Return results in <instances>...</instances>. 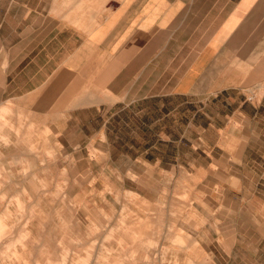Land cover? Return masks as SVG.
<instances>
[{"label": "crops", "instance_id": "0c3cea01", "mask_svg": "<svg viewBox=\"0 0 264 264\" xmlns=\"http://www.w3.org/2000/svg\"><path fill=\"white\" fill-rule=\"evenodd\" d=\"M3 109L12 128L0 118L1 175L39 155L34 133L19 126L48 129L36 139L44 151L50 141L76 150L87 133L127 143L121 155L159 176L164 158L172 173L225 175L202 182L222 196L213 211L219 231L207 230L213 248L202 246L216 264H253L243 249L264 253V231L237 225L264 222L255 210L264 199L242 192L264 186V0H0ZM7 190L0 220L12 227L16 216H1L14 182H0Z\"/></svg>", "mask_w": 264, "mask_h": 264}, {"label": "rangeland", "instance_id": "374dc122", "mask_svg": "<svg viewBox=\"0 0 264 264\" xmlns=\"http://www.w3.org/2000/svg\"><path fill=\"white\" fill-rule=\"evenodd\" d=\"M9 113L5 109L0 113L2 128H12L4 120ZM18 128L19 134L25 130L34 133L33 150L39 155L28 168L25 161L19 163L21 170L16 175L0 174L5 179L0 182L12 181L16 187L10 196L15 201L10 204L8 200L5 217L1 216L16 215V222L12 227L0 223V264H216L202 248H213L214 239L207 230L219 231L216 217L220 215L213 211L222 196L217 186L209 192L202 182L207 178L218 183L225 175L172 173L173 161L164 158L159 176L142 159L121 155L127 143L89 141V133L76 150L72 141L63 146L50 141L44 151L36 139L49 137L48 129L42 131L36 125ZM134 149H138L136 143ZM170 149L162 143V150ZM178 149L184 152L183 146ZM194 157L195 165L203 162ZM257 175L264 182V176ZM249 176L245 175V181ZM0 192L3 200L9 196V190ZM242 192L264 199L260 184ZM259 203L255 210L264 211ZM237 225L264 231L263 221L248 218L243 226ZM238 255L243 262L264 264V253L243 249Z\"/></svg>", "mask_w": 264, "mask_h": 264}, {"label": "bare ground", "instance_id": "6f19581e", "mask_svg": "<svg viewBox=\"0 0 264 264\" xmlns=\"http://www.w3.org/2000/svg\"><path fill=\"white\" fill-rule=\"evenodd\" d=\"M4 106H5V105H4ZM3 108H4V107H3ZM5 115H6V114H5ZM5 121H6V120H5ZM3 125H4V124H3ZM3 125H2V126H3ZM0 126H1V125H0ZM16 131H17V130H16ZM16 133H17V132H16ZM26 135H27V134H26ZM23 136H24V135H23ZM0 138H1V137H0ZM26 138H27V137H26ZM1 139L3 140V138H1ZM20 140H21V139H20ZM22 140H23V139H22ZM26 140H27V139H26ZM28 142H29V141H28ZM28 144H29V143H28ZM30 144H31V143H30ZM28 147H29V146H28ZM29 150H30V149H29ZM21 159H22V158H21ZM18 161H19V160H18ZM1 168H2V167H1ZM23 172H24V171H23ZM21 173H22V172H21ZM27 180H28V179H27ZM27 180H26V182H28ZM29 180H30L29 183H32V182H31V179H29ZM30 185H31V184H30ZM31 186H33V184H32ZM31 186H30V188H33V187H34V186L31 187ZM34 189H35V188H33V190H34ZM22 191L24 192L23 189H22ZM1 195H2V194H1ZM1 197H2V196H1ZM3 197H4V196H3ZM8 200H9V199H8ZM27 200H28V198H27ZM14 201H15V199H14ZM8 202H9V201H8ZM21 204H22V203H21ZM22 207H23V206H21V208H22ZM5 208H6V207H5ZM5 214H6V212H5ZM5 214H3V216H4ZM8 214H9V213H8ZM15 216H16V215H14V218H15ZM4 217H5V216H4ZM7 217H8V216H7ZM15 222H16V221H15ZM0 223H1V220H0ZM2 226H3V225H2ZM2 226H0V228H2ZM4 229H5V228H4ZM1 231H2V230L0 229V232H1ZM1 233H2V232H1ZM179 233H181V232H179ZM179 236H180V235H179ZM177 238H178V237H177ZM174 239H176V236L173 238V240H174ZM178 239H179V238H178ZM171 240H172V239H171ZM184 240H185V238H184ZM178 242H179V241H178ZM178 242H177V243H178ZM58 243H59V242H58ZM151 243H152V242H151ZM174 243H175V242H174ZM179 244H180V243H179ZM176 245H177V244H176ZM108 253H109V252H108ZM49 255H50V254H49ZM65 255H66V254H65ZM63 256H64V255H63ZM63 258H65V257H63ZM86 259H87V258H86ZM46 260H47V258H46ZM49 261H50V260H49ZM60 261L62 262L63 260L60 259ZM60 261H59V262H60ZM47 263H48V262H47ZM55 263H58V262H55ZM55 263H53V264H55ZM59 264H60V263H59Z\"/></svg>", "mask_w": 264, "mask_h": 264}, {"label": "built area", "instance_id": "2783aa9c", "mask_svg": "<svg viewBox=\"0 0 264 264\" xmlns=\"http://www.w3.org/2000/svg\"><path fill=\"white\" fill-rule=\"evenodd\" d=\"M247 99L251 100V99H252V96H251V95H250V96H248V97H247Z\"/></svg>", "mask_w": 264, "mask_h": 264}]
</instances>
